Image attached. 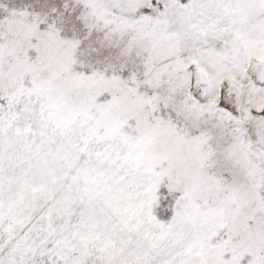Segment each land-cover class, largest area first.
Wrapping results in <instances>:
<instances>
[{
    "label": "snow or ice",
    "instance_id": "obj_1",
    "mask_svg": "<svg viewBox=\"0 0 264 264\" xmlns=\"http://www.w3.org/2000/svg\"><path fill=\"white\" fill-rule=\"evenodd\" d=\"M0 264H264V0H0Z\"/></svg>",
    "mask_w": 264,
    "mask_h": 264
}]
</instances>
